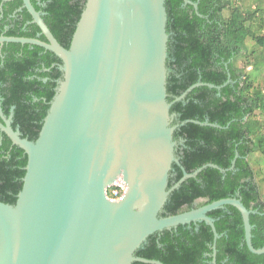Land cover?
<instances>
[{"label":"water","instance_id":"1","mask_svg":"<svg viewBox=\"0 0 264 264\" xmlns=\"http://www.w3.org/2000/svg\"><path fill=\"white\" fill-rule=\"evenodd\" d=\"M12 0H2L0 5ZM193 4L198 11V3ZM46 37L0 35V44L38 45L62 61L63 77L36 140L23 137L3 114L0 128L27 155L15 204L0 200V264H164L136 255L152 234L205 222L221 237L209 212L226 205L242 214L245 242L255 254L250 217L240 196L222 198L168 216L161 212L171 191L204 168L182 166L174 138L178 124L168 101L166 0H87L69 48L46 24L32 0H23ZM208 85L199 81L194 88ZM197 124H217L188 119ZM238 156V155H237ZM183 176L169 187L173 164ZM235 165L233 161L232 169ZM119 178L127 191L112 200L107 190ZM197 203L205 202L199 198Z\"/></svg>","mask_w":264,"mask_h":264},{"label":"trees","instance_id":"2","mask_svg":"<svg viewBox=\"0 0 264 264\" xmlns=\"http://www.w3.org/2000/svg\"><path fill=\"white\" fill-rule=\"evenodd\" d=\"M87 0H32L58 41L70 47ZM166 0L168 12V101L178 124L174 138L177 156L188 172L214 163L227 169L204 168L196 177L171 191L162 216L193 208L197 199L210 203L240 196L252 209V243L264 246V198L253 157L264 161V3L249 0ZM2 0H0V5ZM230 9L227 14L226 10ZM38 37L46 40L23 0L3 3L0 35ZM249 41L254 43L250 46ZM0 94L6 115L14 107L23 137L36 140L63 72L52 51L38 45L0 44ZM59 78V79H58ZM202 85L176 101L188 87ZM194 119L217 124L187 122ZM17 129L16 125L13 126ZM1 136V133H0ZM238 155V156H237ZM235 165L233 166V161ZM27 155L6 133L0 139V200L15 204L26 174ZM183 176L174 163L169 187ZM112 186L107 190L111 195ZM221 235L214 259V233L205 222L179 225L149 236L136 255L164 264H264V254L251 252L245 242L241 212L232 205L209 212ZM133 264H148L134 262Z\"/></svg>","mask_w":264,"mask_h":264},{"label":"rangeland","instance_id":"3","mask_svg":"<svg viewBox=\"0 0 264 264\" xmlns=\"http://www.w3.org/2000/svg\"><path fill=\"white\" fill-rule=\"evenodd\" d=\"M250 3H252L253 5H258L260 3H264V0H249ZM226 13L229 14L230 13V9L226 10ZM254 42L253 41H249V45L251 46ZM253 157L257 158L260 160L259 163H254V168L258 173V179L260 181L261 184V188H262V193H263V198H264V161H263V157L261 155V153H255L253 155Z\"/></svg>","mask_w":264,"mask_h":264},{"label":"flooded vegetation","instance_id":"4","mask_svg":"<svg viewBox=\"0 0 264 264\" xmlns=\"http://www.w3.org/2000/svg\"><path fill=\"white\" fill-rule=\"evenodd\" d=\"M0 51L2 52V48H0ZM54 65H57V67H58L59 70L61 71L60 67H61L62 63H59V62L57 61V63H54ZM58 79H59V78H58ZM0 98H1V106H2L3 98H2V96H1V94H0ZM2 110H3V107H2ZM3 114L5 115V117L7 118V120H10V123H11L12 126L16 125L17 129L20 130V125L17 124V120L15 119L14 107L11 108L10 113H9L8 115H6V114L4 113V111H3ZM0 120L4 123V120H3V118H2L1 116H0ZM20 131H21V130H20ZM0 133H1L0 139H2V137H3V133H5V132H3V130H2L1 128H0ZM8 137H9V136H8ZM178 147H179V143H178V145H177V148H178ZM176 151H177V149H176ZM201 205H202L201 202H199V203L195 202L194 205H193V208H197V207H199V206H201ZM191 209H192V208H191Z\"/></svg>","mask_w":264,"mask_h":264},{"label":"built area","instance_id":"5","mask_svg":"<svg viewBox=\"0 0 264 264\" xmlns=\"http://www.w3.org/2000/svg\"><path fill=\"white\" fill-rule=\"evenodd\" d=\"M127 191L126 184L123 179L119 178L113 185H112V191L111 195H108V197L112 200H119L121 199L125 192Z\"/></svg>","mask_w":264,"mask_h":264}]
</instances>
